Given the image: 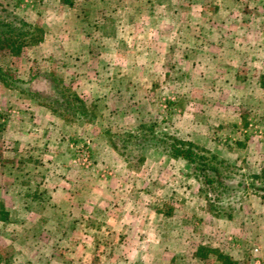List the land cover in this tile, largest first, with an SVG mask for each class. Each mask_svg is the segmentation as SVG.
Segmentation results:
<instances>
[{"label": "rangeland", "instance_id": "374dc122", "mask_svg": "<svg viewBox=\"0 0 264 264\" xmlns=\"http://www.w3.org/2000/svg\"><path fill=\"white\" fill-rule=\"evenodd\" d=\"M182 2L185 7L189 4L186 0ZM159 4V1L143 0H0V29L23 33V43L17 53L5 47L0 49V118H7L5 123L0 120V150L11 149L12 153L5 157L13 160L18 157L19 162H23L20 170L26 172L18 171V176L14 172L3 181H13L20 190L23 185L26 188V184L30 185L27 189H34L28 161L31 162L33 155H38L43 148L39 143L32 144L34 135L38 134L36 142L49 135L47 129L40 130L37 125L38 121L51 117L47 110L57 121L54 129L60 138L55 139L59 143L56 148L66 151L63 164L68 177L75 174L87 177L91 173L99 176L104 171L112 175L110 165L119 152L127 159L128 169L139 178L143 155L152 157L151 162L144 164L157 170L163 166V161L154 159L167 151L169 141H189L200 153L215 156L213 159L208 157V161L217 166L223 177L222 183L214 181L210 185L203 184L199 177L203 191L197 201L203 202L205 195V207H210L216 214L228 212L232 217L226 222L217 215L213 227L203 228L204 234H199V237L204 235L210 239L201 238L196 243L215 249L214 252L221 255L220 261L225 259L221 253H228L239 264H264V218L251 224H245L242 219L251 214V209L253 212L258 200L264 203V89L262 94H257L242 86L250 73L255 75L251 78L253 82L259 76L264 84V66L257 75L255 66L247 68L236 59L237 62L232 61L226 66L209 64L208 69L215 67V72L226 69L228 86L221 88L219 85L212 95L217 104L208 107L207 98L199 93L202 82L199 76L204 70L190 64V60L172 63L173 57L180 55V50L174 48L177 37H185L190 48L193 45L200 47L198 57L209 61L206 59L209 45L205 38L195 39V24L199 19L185 17L180 24L171 16L159 24L157 18L151 16V13L160 14ZM233 7L231 14L235 16L231 21L239 23L240 7ZM258 16V20L254 16L249 20L261 27L259 34L252 31L240 34V30H236V39L228 37L238 42L242 37L248 44L259 41L258 49L239 53L242 62L248 56L264 61V7ZM219 35L225 36L220 33L214 36L221 38ZM79 42L83 45L81 48ZM113 42H117L116 49ZM144 47L151 48L154 53L152 57L156 62L152 65L147 64L148 53L145 54ZM212 49L219 51L216 46ZM185 53L191 56L196 52L188 49ZM113 56L122 64L111 65L109 61ZM183 57L187 58L186 55ZM204 72L206 80L212 79L208 76L210 71ZM98 76L100 81L96 79ZM117 76L124 80L118 81ZM134 80L135 87L126 92L128 82ZM118 87L120 98L116 97L117 91L112 92ZM117 108L124 113L120 115ZM19 109H24V122L16 119ZM61 130L65 131L62 133ZM26 134L32 137L28 138L31 141L24 138L25 144L30 146L22 145L17 153V148L13 149L15 144L9 146V142H5ZM84 151L90 162L87 166L81 162ZM8 152L4 151L3 155ZM101 158L109 160L105 162ZM114 161L118 163L116 159ZM186 164L188 170L193 171L191 165ZM3 165L0 162V168ZM169 165L174 163L169 162ZM121 166L127 168L125 164ZM164 178L160 176L159 182ZM38 188L36 186L34 191ZM41 189L45 190L46 186L42 185ZM157 192L153 201L162 207L163 195ZM19 202L15 197L4 203L0 199L8 219L6 224L0 222V264H30L31 258L37 255L32 252L33 248L39 251L42 260H46L51 251L52 243L45 236L39 241L23 237L24 228L27 233H32L39 226L20 228L15 221H31L39 218L43 211L18 210L16 204ZM192 202L195 204V200ZM198 229L197 233L200 232ZM184 232L185 235L190 233L187 227ZM254 245L258 247L256 251L252 250ZM214 258L216 256L206 257L204 264H215L211 261Z\"/></svg>", "mask_w": 264, "mask_h": 264}, {"label": "crops", "instance_id": "0c3cea01", "mask_svg": "<svg viewBox=\"0 0 264 264\" xmlns=\"http://www.w3.org/2000/svg\"><path fill=\"white\" fill-rule=\"evenodd\" d=\"M143 1H159L161 6L160 14L151 13V16L157 18L159 24H161L163 19L171 16L180 24L185 17L194 16V19H199H197L198 24H195V39L205 38V42L209 45L207 49L208 57L206 58L209 61H202L198 57L201 52L200 47L193 45L190 48L189 46L191 45L185 41V37H177L178 41L174 48L175 50H180V55L173 57L172 63H174V60L176 62L181 61V59L188 62L190 60V64L192 62V65H198L204 71H210L208 76L212 77V79L206 80L205 76L207 74L204 71H202L203 75L199 76L203 87L202 89L200 86L199 93L207 98L208 107H213L217 104V100L212 95L216 93L219 85H222L220 86L221 88L228 86L226 69L222 72V69L218 70L217 68L218 71L215 72V67L226 66L232 61L239 60L238 63H244L247 68L255 66L254 72L257 75V71H261L263 68L264 61L260 57L253 58L248 56L245 62H242L239 58V53L244 54L242 50L248 52L252 48L258 49L259 41L248 44V41L242 37H240V42L231 41L228 37L231 38L232 36L236 39L235 33H238L236 30H240V34H247L251 31L254 34H259L262 31L257 23H252L249 20V17L254 16L258 20V12L264 7V0H186L189 2L186 7L183 5V0ZM168 2H171V10ZM233 6L240 7L238 12L239 23L231 21L232 16H235L231 14V10L234 9ZM180 18L181 20H179ZM209 18L211 19L209 20ZM231 22L235 25H231ZM204 25H206V28ZM171 31L172 27L169 33ZM218 33L225 35L224 38L221 35H219L221 38L214 36ZM130 38L129 34V41L131 40ZM206 38H208L207 41ZM218 40L221 41L219 42ZM113 43L116 49L117 42ZM78 46L81 48L83 45L79 42ZM215 46L219 51L212 49ZM132 47L134 48L133 45ZM188 49L196 53L188 56L185 53V50ZM152 52L151 48L145 50V54L148 53L147 59H149L147 64L151 65L156 62L153 61L152 56L154 53ZM183 55H186L187 58L183 57ZM242 60L244 61V58ZM109 62L113 66L122 64L121 60L114 56ZM209 64L215 67L208 69L210 67ZM118 76L116 77L118 81L124 80ZM253 76L255 75L250 73L242 86L249 90H254V93L262 94L263 91L261 90L264 89V84L259 80V76L253 82L251 80ZM106 78L107 76H105ZM96 79L100 81L101 77L98 76ZM111 80H113L112 75ZM131 82H128L126 92L130 89L133 90L135 87L136 80L132 82L134 83L133 85L130 84ZM198 82L199 79L197 84ZM203 82H205L204 85ZM118 90L119 87L112 89V92L117 91L118 95L116 97L120 98L121 93ZM120 92H123V90ZM23 110H18V117H16L18 122H24L25 115ZM115 110L119 114L124 113L119 111L120 109L118 108ZM46 112L51 117L41 122L38 121L37 125L38 127L40 126V130L47 129L49 131L47 139L42 141L38 138L41 141L36 142L38 134L34 135V139H32V144H41L43 147L41 151L45 150L46 153L42 154L39 151L37 152L38 155H33L34 159L32 158L31 162L28 161L31 166L30 170L32 173L30 178L32 177L31 179H33L31 180L33 183H31L34 189H27L30 185L26 184V188L23 185V190H20L15 187L13 181L11 183L3 181L4 178L11 177L14 172H16L14 175L17 176L18 171L22 174L26 172L23 173V170H20L23 162H19L20 159L18 157H14V160L5 157L12 153L11 149L0 150V162L5 164L3 165L4 167L0 168V199L4 203L5 200L15 197L16 201L20 200L16 204L18 210L29 208L31 211H43L40 213L39 218H34L31 221L18 219L15 224L22 228L30 225L39 226L32 233H27V228H24L23 237L25 239L31 238L32 241L35 238V240L39 241L45 236V239L50 240L52 243L51 251L46 260H42V255L33 248L32 252L37 253V255L31 258L30 264H204L207 261L206 257L211 255L216 256V258L211 260L215 264H239V261L232 259L234 257L228 253H221L225 255L223 258L226 261L225 259L220 261L218 257H221V255L215 253V249L210 248L209 245L202 246L198 245L202 243H196L201 238L207 241L210 239L209 237H204V235L199 237V234H204L203 228L213 227L217 215L226 222L230 221L232 217L228 212L216 214L210 207H205V195L203 196V202L197 201L200 200V193L203 191V187H201L199 176L195 172L188 170L186 161L183 158L171 155L167 149L162 156L154 159L156 162L163 161V166L160 167L161 169L153 170L144 164L145 162H151L152 157L143 155L144 163L141 164V175L138 178L132 170L128 169L126 165L127 159L123 158L118 152L114 155L116 156L114 160L116 159L118 163L110 159L113 161L110 165L113 168L112 175L104 171L99 176H97V173H91L86 175L87 177L77 174L68 177L64 169L65 163L63 164L65 157L67 158L66 151L56 148L57 144H59L56 140L60 138V134L57 135L58 133L54 129L57 121L53 119L50 110ZM0 120L4 123L7 122V118L4 116ZM64 131L61 130L62 133ZM28 136L31 135L15 136L17 139L5 142H9V146L15 144L13 149L17 148L15 150V153H17L22 145L30 146L25 144L24 138H32ZM113 149H115L114 145ZM4 151L6 154L9 151L8 155H3ZM31 151L34 152L32 149ZM101 159L105 162L109 160L108 158ZM169 162H173L174 165L168 166ZM123 164L127 168L121 166ZM160 176H165V180L159 182ZM42 185L46 186L45 190L41 189ZM36 186H39V193L38 190L34 191ZM157 190L163 195L161 196L163 200H161L162 207L153 201L154 195L158 193ZM207 199L210 200V198ZM193 200H195V204L192 202ZM191 204L193 205L190 206ZM4 206L7 208L6 205ZM188 209L190 212H188ZM253 209V212L252 209L250 210L251 214L249 216L242 217L245 224L256 223V219L264 218V203L258 200ZM7 221V218L0 219L1 224H6L8 223ZM185 227H187V231L189 230V235H185ZM197 229L200 232L197 233ZM194 242L195 245L193 244ZM185 244H187L186 249L184 248ZM257 249V245L252 247V250L256 251Z\"/></svg>", "mask_w": 264, "mask_h": 264}, {"label": "trees", "instance_id": "16d2710c", "mask_svg": "<svg viewBox=\"0 0 264 264\" xmlns=\"http://www.w3.org/2000/svg\"><path fill=\"white\" fill-rule=\"evenodd\" d=\"M22 38L23 33L20 31L0 29V49L5 47L9 51L17 53L23 43ZM167 146L171 155L179 156L191 165L193 172L200 177L203 184L210 185L214 181L222 183L221 178L223 177H221L219 169L208 161V157L213 159L214 155H208L207 157L205 154L200 153L189 141L173 139L168 142ZM6 214V210L0 205V219H5Z\"/></svg>", "mask_w": 264, "mask_h": 264}, {"label": "built area", "instance_id": "2783aa9c", "mask_svg": "<svg viewBox=\"0 0 264 264\" xmlns=\"http://www.w3.org/2000/svg\"><path fill=\"white\" fill-rule=\"evenodd\" d=\"M81 162H82L85 166H87V165L90 164L89 159H88V153H87V151H86V152L84 151V152L81 153Z\"/></svg>", "mask_w": 264, "mask_h": 264}]
</instances>
